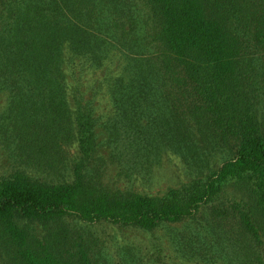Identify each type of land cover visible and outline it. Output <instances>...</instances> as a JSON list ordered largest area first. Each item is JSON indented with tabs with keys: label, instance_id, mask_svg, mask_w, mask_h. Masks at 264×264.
Masks as SVG:
<instances>
[{
	"label": "trees",
	"instance_id": "obj_1",
	"mask_svg": "<svg viewBox=\"0 0 264 264\" xmlns=\"http://www.w3.org/2000/svg\"><path fill=\"white\" fill-rule=\"evenodd\" d=\"M0 96L7 262L158 264L84 227L110 222L185 260L264 264V0H0ZM168 156L191 178L161 193L105 180Z\"/></svg>",
	"mask_w": 264,
	"mask_h": 264
},
{
	"label": "rangeland",
	"instance_id": "obj_2",
	"mask_svg": "<svg viewBox=\"0 0 264 264\" xmlns=\"http://www.w3.org/2000/svg\"><path fill=\"white\" fill-rule=\"evenodd\" d=\"M80 87L82 95H86V98H90L93 95L92 89H84ZM72 98V97H71ZM5 98L0 96V110L4 107ZM102 107L98 105L99 111H104L103 107L107 106V99L100 98ZM71 101H73L71 99ZM114 167V166H113ZM18 167L16 157L13 155L11 149L0 139V177L7 176ZM191 178L189 169L184 162L174 156H168L164 159L163 163L157 165L151 176L139 177L138 179H128L126 177H120L115 170L110 169L105 177L107 184L110 187L132 188L147 193H161L165 191L171 185H177ZM228 195H232V191L229 190ZM73 220L72 218H70ZM75 223V222H72ZM79 223V222H78ZM84 227L93 229L94 232L101 239L102 243L107 246L114 256L115 261H118L117 256V244L119 242H131L140 246L146 255V258L153 257L158 264H203L197 262V260H185L177 256L175 250L166 242V239H157L155 236H160L163 230H158L156 233L146 232L136 227H121L117 224L110 222H100L93 225L84 224ZM241 240H243L240 234ZM262 239L264 240V233ZM163 242L162 251H154L155 243ZM0 264H12L7 262V257L0 251Z\"/></svg>",
	"mask_w": 264,
	"mask_h": 264
}]
</instances>
